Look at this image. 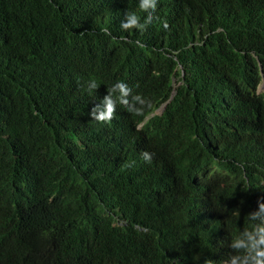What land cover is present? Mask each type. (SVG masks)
<instances>
[{"label": "trees", "instance_id": "1", "mask_svg": "<svg viewBox=\"0 0 264 264\" xmlns=\"http://www.w3.org/2000/svg\"><path fill=\"white\" fill-rule=\"evenodd\" d=\"M131 12L148 15L139 0H0V264H221L251 229L264 0H157L123 30ZM118 81L130 103L93 119Z\"/></svg>", "mask_w": 264, "mask_h": 264}, {"label": "clouds", "instance_id": "2", "mask_svg": "<svg viewBox=\"0 0 264 264\" xmlns=\"http://www.w3.org/2000/svg\"><path fill=\"white\" fill-rule=\"evenodd\" d=\"M157 8V0H139V9L142 12L148 13L147 18L141 23V18L135 12L126 13L124 21L121 22V28L126 31L133 29L144 30L146 25L151 23L153 20V13ZM167 28V23L164 24ZM201 29V27L199 28ZM105 34L108 30L105 29ZM90 89H97L98 85L93 80L89 85ZM263 85L260 87L259 91L262 92ZM118 93V96L114 97V94ZM132 94V89L123 81H118L110 90L108 95L103 99V107L100 105L94 107L90 112V116L100 122H106L113 118L115 107L117 103L128 105L130 103L129 97ZM139 96L132 97L133 101H140ZM165 105L148 115L147 120L154 117L161 118ZM151 121V120H150ZM144 125L140 123L138 128ZM153 124L151 121V128ZM143 159L147 162H151V154L148 152L142 153ZM248 219L253 222L251 229L243 230L239 235H237L230 247L236 251L237 255L231 256L229 261H223L221 264H264V203H259V210L250 213ZM259 221V223H256ZM204 264H215L214 261L210 259H205Z\"/></svg>", "mask_w": 264, "mask_h": 264}]
</instances>
